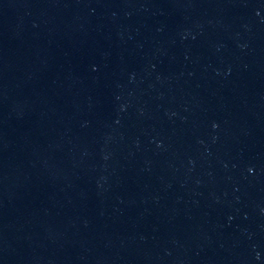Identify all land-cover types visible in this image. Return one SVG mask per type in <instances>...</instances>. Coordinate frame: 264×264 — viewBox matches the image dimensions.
Instances as JSON below:
<instances>
[{
    "label": "water",
    "instance_id": "water-1",
    "mask_svg": "<svg viewBox=\"0 0 264 264\" xmlns=\"http://www.w3.org/2000/svg\"><path fill=\"white\" fill-rule=\"evenodd\" d=\"M0 264H264V0H0Z\"/></svg>",
    "mask_w": 264,
    "mask_h": 264
}]
</instances>
